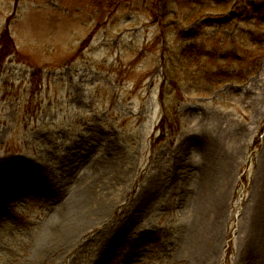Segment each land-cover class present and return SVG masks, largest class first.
<instances>
[{
	"label": "rangeland",
	"instance_id": "374dc122",
	"mask_svg": "<svg viewBox=\"0 0 264 264\" xmlns=\"http://www.w3.org/2000/svg\"><path fill=\"white\" fill-rule=\"evenodd\" d=\"M6 30L0 264L53 223L40 264H264V0H0Z\"/></svg>",
	"mask_w": 264,
	"mask_h": 264
},
{
	"label": "bare ground",
	"instance_id": "6f19581e",
	"mask_svg": "<svg viewBox=\"0 0 264 264\" xmlns=\"http://www.w3.org/2000/svg\"><path fill=\"white\" fill-rule=\"evenodd\" d=\"M80 205L74 209V213L79 214L81 212ZM60 229V228H59ZM58 226L57 224H52L49 233L44 234V239L42 243L39 245L40 248L37 250L34 259L29 262V264H40L42 260L48 255L49 249H51V245L53 240L57 236ZM254 259L250 260L253 263Z\"/></svg>",
	"mask_w": 264,
	"mask_h": 264
},
{
	"label": "trees",
	"instance_id": "16d2710c",
	"mask_svg": "<svg viewBox=\"0 0 264 264\" xmlns=\"http://www.w3.org/2000/svg\"><path fill=\"white\" fill-rule=\"evenodd\" d=\"M15 53V45L6 30L0 40V73L5 60Z\"/></svg>",
	"mask_w": 264,
	"mask_h": 264
}]
</instances>
